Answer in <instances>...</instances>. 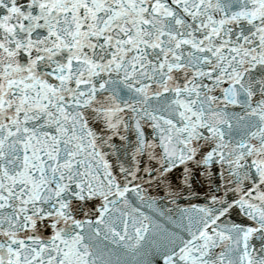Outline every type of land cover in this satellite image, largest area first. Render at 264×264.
Segmentation results:
<instances>
[{"label": "snow or ice", "instance_id": "6c2138e0", "mask_svg": "<svg viewBox=\"0 0 264 264\" xmlns=\"http://www.w3.org/2000/svg\"><path fill=\"white\" fill-rule=\"evenodd\" d=\"M0 264H264V0H0Z\"/></svg>", "mask_w": 264, "mask_h": 264}]
</instances>
